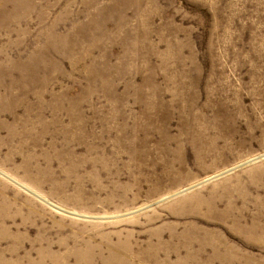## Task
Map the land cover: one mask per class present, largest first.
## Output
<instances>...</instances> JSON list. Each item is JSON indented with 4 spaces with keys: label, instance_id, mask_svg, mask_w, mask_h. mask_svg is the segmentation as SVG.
<instances>
[{
    "label": "rangeland",
    "instance_id": "1",
    "mask_svg": "<svg viewBox=\"0 0 264 264\" xmlns=\"http://www.w3.org/2000/svg\"><path fill=\"white\" fill-rule=\"evenodd\" d=\"M78 262L264 264V0H0V264Z\"/></svg>",
    "mask_w": 264,
    "mask_h": 264
},
{
    "label": "bare ground",
    "instance_id": "2",
    "mask_svg": "<svg viewBox=\"0 0 264 264\" xmlns=\"http://www.w3.org/2000/svg\"><path fill=\"white\" fill-rule=\"evenodd\" d=\"M108 249H109V247H108ZM124 249H126V247H125ZM109 250H110V249H109ZM114 251H115V250H114ZM110 252H111V251H110ZM113 253H114V252H113ZM117 253H118V252H117ZM77 255H79V254H77ZM109 255H110V254H109ZM109 255H108V256H109ZM114 255H115V254H114ZM74 257H75V256H74ZM101 257H102V256H101ZM110 257H111V256H110ZM78 258H79V257H78ZM83 258H85V257L83 256ZM79 259H80V258H79ZM92 259H93V257H92ZM92 259H91V260H92ZM99 259H100V258H99ZM109 259H111V258H109ZM80 260H82V259H80ZM87 260H88V259H87ZM77 261H78V260H77ZM83 261H84V260H83ZM85 261H86V260H85ZM85 261H84V262H85ZM88 261H89V260H88ZM41 262H42V260H41ZM89 262H90V261H89ZM89 262H88V263H89ZM79 263H80V262H78V264H79Z\"/></svg>",
    "mask_w": 264,
    "mask_h": 264
}]
</instances>
